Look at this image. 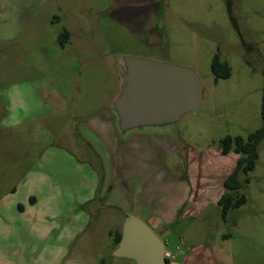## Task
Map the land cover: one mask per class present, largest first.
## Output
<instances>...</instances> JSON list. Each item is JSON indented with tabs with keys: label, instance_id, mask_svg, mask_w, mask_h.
<instances>
[{
	"label": "rangeland",
	"instance_id": "rangeland-1",
	"mask_svg": "<svg viewBox=\"0 0 264 264\" xmlns=\"http://www.w3.org/2000/svg\"><path fill=\"white\" fill-rule=\"evenodd\" d=\"M231 4L234 21L226 0H16L7 4L6 21L13 7L18 14L25 9L23 17L31 20L17 43L0 42V193L38 168L48 179L72 182H79L83 171H98L108 178L116 164L123 168L133 164L142 175L140 180L133 178L129 187L110 183L113 186L103 190V205H118L103 207L105 215L113 217L111 222H95L97 231L107 232L105 249L91 242L83 254H77L75 262L80 263L75 264H100L101 258L104 264H137L114 255L111 232L122 231L124 211L145 218L158 207L177 206L180 194L176 180L169 177L185 168L175 152L179 139L188 150L206 152L210 147V155L216 157L223 137H247L261 126L264 0H231ZM216 52L231 65L229 78L215 81L211 61ZM123 55L190 66L202 78L206 95L201 110L188 113L177 125L120 131L119 145L112 151L111 128L104 119L111 114L120 89L118 65L122 67ZM31 81L36 85L31 86ZM101 121L97 132L90 128V123ZM125 145L133 150L131 155ZM258 151L255 169L240 170L243 185L232 191L236 197L246 194V203L230 208L225 218L214 202L189 216L186 210H169L178 215L165 238L167 249L176 253L179 235L198 240L208 227L210 236L201 239L212 241L218 264H264V140ZM238 157L234 151L224 156L232 167ZM150 167L155 172L147 178ZM213 190L215 196L223 192L219 186Z\"/></svg>",
	"mask_w": 264,
	"mask_h": 264
},
{
	"label": "crops",
	"instance_id": "crops-1",
	"mask_svg": "<svg viewBox=\"0 0 264 264\" xmlns=\"http://www.w3.org/2000/svg\"><path fill=\"white\" fill-rule=\"evenodd\" d=\"M15 1L0 0V42L9 45L17 43L31 20L26 19L28 15L26 18L23 17L22 11L25 9H21L18 14L19 11L13 7L14 13L9 21H6L5 15L9 6L7 4H13ZM118 66L122 68L120 64ZM119 81H121L120 76ZM33 83L34 81H31V86L36 85ZM37 87L44 88V84H38ZM52 92L56 91L53 89ZM104 122L111 128L109 143L113 151V148L119 145V133H121L118 120L111 112ZM100 124L103 122L90 123L91 127H89L96 131ZM179 141L175 152L179 153V163L185 168L181 167L182 171H179V174L173 173L169 177L176 180L175 190L179 191V202L176 207L172 206L170 209L158 207L145 218L143 217L159 235L164 237V241L172 233L169 226L178 215L173 213L174 209L179 212L186 210L185 216H189L197 214L210 202L217 204L221 194L215 196L213 189L219 186L224 192V180L235 168L228 158H224L227 153H223L222 150L220 155L214 157L210 155V147L206 152L192 151L186 149L184 140L179 139ZM126 147L127 145L124 147L125 150ZM126 151L130 155L133 153L130 149ZM152 172L155 171H151L150 167L146 173L147 178H151ZM93 174L90 171H83L79 182L60 181L48 179L45 172L38 168L32 170L17 185L2 191L0 193V264H66L67 261L75 264L80 263L75 262L79 260L77 254H83L85 249L91 246V242L104 250V242L108 235L104 229L103 232L97 231L95 222H111L113 217L108 218L103 207L118 205L114 203L103 205L101 196L106 194L103 190L111 188L113 185L110 186V183L116 186L125 184L129 187L133 178L140 180L142 175L135 170L133 164L124 165V168L116 164L108 178L102 177L98 171ZM137 179L135 182L138 181ZM76 188L79 189L77 193L71 191ZM96 205L100 208L94 207ZM135 212L124 211L123 220L127 213ZM135 214L142 216L138 212ZM115 232L112 231L110 235L111 240L115 242L111 251H114L118 244L114 240ZM203 234L202 236L198 234L200 239L194 241H187L184 235H179V244L176 246L178 251L174 253L173 250L166 248L172 254V257H168L169 264H218L219 258L214 253L212 241L201 239L210 236L208 227L203 230ZM181 239L185 241L184 244H180ZM178 257L181 259L178 260ZM100 258L96 256L95 260L100 261ZM100 264H104L102 258Z\"/></svg>",
	"mask_w": 264,
	"mask_h": 264
},
{
	"label": "water",
	"instance_id": "water-1",
	"mask_svg": "<svg viewBox=\"0 0 264 264\" xmlns=\"http://www.w3.org/2000/svg\"><path fill=\"white\" fill-rule=\"evenodd\" d=\"M120 60V89L110 110L123 134L177 125L203 107L206 86L194 68L141 56ZM166 251L163 236L137 214L127 213L114 255L137 264H169Z\"/></svg>",
	"mask_w": 264,
	"mask_h": 264
},
{
	"label": "trees",
	"instance_id": "trees-1",
	"mask_svg": "<svg viewBox=\"0 0 264 264\" xmlns=\"http://www.w3.org/2000/svg\"><path fill=\"white\" fill-rule=\"evenodd\" d=\"M227 9L231 19L233 18V10L231 0H226ZM211 70L214 74L215 81L220 78H229L232 74V67L229 62L216 52L211 61ZM264 140V97L262 102V124L255 131L248 134L247 137L242 135L231 136L226 135L221 139V150L223 153L234 151L239 155L233 172L224 180V192L217 200L222 216L225 218L229 209L232 207L239 208L247 201L246 194L241 193L237 197L232 194L233 190H239L242 182L239 179L240 170L248 173L256 167L259 158V145ZM121 239V231H116L114 240L118 243ZM169 261V259H168Z\"/></svg>",
	"mask_w": 264,
	"mask_h": 264
},
{
	"label": "built area",
	"instance_id": "built-area-1",
	"mask_svg": "<svg viewBox=\"0 0 264 264\" xmlns=\"http://www.w3.org/2000/svg\"><path fill=\"white\" fill-rule=\"evenodd\" d=\"M185 241L183 239H181V243L180 244H184ZM166 257H172V254L169 251H166Z\"/></svg>",
	"mask_w": 264,
	"mask_h": 264
},
{
	"label": "flooded vegetation",
	"instance_id": "flooded-vegetation-1",
	"mask_svg": "<svg viewBox=\"0 0 264 264\" xmlns=\"http://www.w3.org/2000/svg\"><path fill=\"white\" fill-rule=\"evenodd\" d=\"M222 195V194H221ZM221 195L219 196V198L221 197Z\"/></svg>",
	"mask_w": 264,
	"mask_h": 264
}]
</instances>
